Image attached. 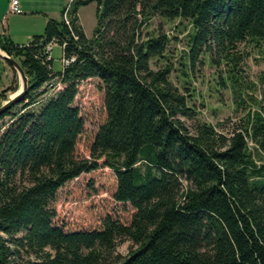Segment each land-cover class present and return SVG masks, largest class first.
I'll list each match as a JSON object with an SVG mask.
<instances>
[{
  "label": "trees",
  "instance_id": "trees-1",
  "mask_svg": "<svg viewBox=\"0 0 264 264\" xmlns=\"http://www.w3.org/2000/svg\"><path fill=\"white\" fill-rule=\"evenodd\" d=\"M91 4L88 38L78 11ZM155 17L189 21L187 60L207 52L224 65L222 83L238 108L252 96L244 48L264 54V0H74L70 26L49 19L25 45L0 35V49L30 82L0 115V264H264L263 109L229 135L200 121L191 135L181 119L197 117L192 95L170 80V66L151 68L169 36L140 38ZM53 44L75 58L63 71L48 61ZM96 80L107 117L80 158L81 94ZM53 83L61 89L49 94ZM101 166L114 172L115 201L135 210L130 222L107 216L98 229L66 231L53 206L59 190ZM124 241L133 244L127 256L117 253Z\"/></svg>",
  "mask_w": 264,
  "mask_h": 264
},
{
  "label": "rangeland",
  "instance_id": "rangeland-1",
  "mask_svg": "<svg viewBox=\"0 0 264 264\" xmlns=\"http://www.w3.org/2000/svg\"><path fill=\"white\" fill-rule=\"evenodd\" d=\"M47 2L49 0H33V7L36 8ZM9 5V0H0V35L5 32L10 35L11 25L21 37L19 40L26 43L27 40L23 39L27 35L26 31L33 26L36 27L37 20L41 19V16L28 14L27 18H22L27 12L22 6V14H8ZM96 10L95 4L81 10L84 29L89 36H92L94 32ZM158 31L169 36L170 44L162 58L151 61V68L158 71L170 66L172 69L170 80L182 93L192 95L189 97V104L197 110V117L181 119L191 135H195V127L199 121L213 125L217 131L229 135L234 125H242L243 119L249 113L261 111V109L264 113V85L259 82L264 75V54L252 51L250 47L244 48L246 53H250V57L243 65L245 77L247 81L256 83L257 88L254 92H250L252 96L247 103L238 108L231 90L222 83L223 79H226L224 65H212L211 57L207 52L200 53L195 64L187 60L185 54L190 49V38L194 32L189 21L182 19L167 21L161 17H155L142 28L140 38H145L150 33L157 34ZM41 33L43 29L35 34ZM51 57L54 71H60L63 48L53 44ZM14 70L8 62L0 59V92L7 88L11 89L7 94L8 99L21 87L17 72V77L14 76L13 80L11 79L12 74L15 75ZM99 87L100 83L96 80L86 85L81 94L87 126L77 145L76 153L80 158L88 157V147L94 133L106 121L104 94ZM221 124H225V127L222 128ZM250 146L253 147L252 143ZM260 154L262 158L257 157L258 164L264 163V151ZM115 188V175L108 167L101 166L97 170L83 174L79 180L72 181L59 190L53 204L57 210L56 223L64 227L66 231L98 229L107 216L122 223H129L135 210L130 204L115 201L113 198ZM132 245L131 242H120L117 253L127 256Z\"/></svg>",
  "mask_w": 264,
  "mask_h": 264
},
{
  "label": "crops",
  "instance_id": "crops-1",
  "mask_svg": "<svg viewBox=\"0 0 264 264\" xmlns=\"http://www.w3.org/2000/svg\"><path fill=\"white\" fill-rule=\"evenodd\" d=\"M67 3H68V0H49V2H47L46 4L36 6V8H34L33 7V5H34L33 0H20V8L22 6V8L25 11H27L25 13L26 14L25 17H22V18L25 19L29 15H35L36 14L38 16H41L40 17L41 19L37 20L36 27L33 26L32 28H29L26 31L27 35H25L23 37L24 41L27 40L26 43L19 40V39H21V37L19 36L18 32L14 31V29L12 28L11 25H10V35L6 34V32H5V34H2V35L9 36L16 44H20V45L28 44L32 40V38L37 35L35 33H39V31L42 29L44 32V29H45L46 24H47L49 19L60 20L62 18V12L65 9ZM91 5H93V4H91ZM91 5L86 6V7H90ZM82 8H84V7H82ZM82 8H80V10L78 11V19H79L80 25L82 26V28L85 32L84 24H83L84 18H82V14H81ZM4 21H5V17H4L3 22ZM95 27H96V24H95ZM95 27H94V29H95ZM42 34L43 33H41L40 35H42ZM85 35L88 38L92 37V36L87 35L86 32H85ZM13 78H14V75L12 74L11 79L13 80Z\"/></svg>",
  "mask_w": 264,
  "mask_h": 264
},
{
  "label": "water",
  "instance_id": "water-1",
  "mask_svg": "<svg viewBox=\"0 0 264 264\" xmlns=\"http://www.w3.org/2000/svg\"><path fill=\"white\" fill-rule=\"evenodd\" d=\"M0 59L8 62L11 67L13 69H15V71L17 72V74L20 77L21 80V87L18 90V92H16L12 97H10L6 102H4L2 104V106L0 107V115L3 114L4 112H6L7 110H9L13 105H15L16 103H18L20 101V99L26 94V92L28 91L29 88V79L24 71V69L22 68V66L20 65V63L18 61H16L15 59H13L12 57H9L4 51H2L0 49Z\"/></svg>",
  "mask_w": 264,
  "mask_h": 264
},
{
  "label": "built area",
  "instance_id": "built-area-1",
  "mask_svg": "<svg viewBox=\"0 0 264 264\" xmlns=\"http://www.w3.org/2000/svg\"><path fill=\"white\" fill-rule=\"evenodd\" d=\"M10 5H9V12L8 14H22L21 8H20V0H9ZM74 0H68V3L63 11L62 17L66 25L70 26L71 25V8H72V3ZM48 51L50 53V56L48 57V61L52 59L51 57V52H52V45L48 47ZM75 61V58H66L64 55L61 59V71H63L67 66H69L71 63ZM51 88L49 91V94H52L54 92H57L61 89V84L60 83H53L50 84Z\"/></svg>",
  "mask_w": 264,
  "mask_h": 264
}]
</instances>
